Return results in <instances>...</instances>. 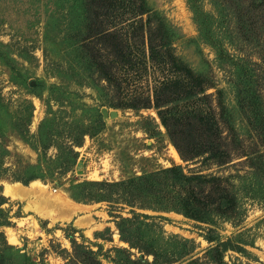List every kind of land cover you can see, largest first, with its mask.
<instances>
[{
  "label": "rangeland",
  "instance_id": "obj_1",
  "mask_svg": "<svg viewBox=\"0 0 264 264\" xmlns=\"http://www.w3.org/2000/svg\"><path fill=\"white\" fill-rule=\"evenodd\" d=\"M132 5L154 28L165 25L170 74L180 62L203 82L201 101L229 151L253 154L177 159L157 110L129 107L143 105L138 95L153 99L164 75L147 49L130 56L135 65L113 59L103 34L132 21ZM103 59L125 88L101 78ZM173 165L226 177L235 206L199 221L172 207L181 195L168 181L136 190L128 182ZM35 181L68 207L45 216L5 192ZM121 217L138 247L121 237ZM0 255L5 264H264V0H0Z\"/></svg>",
  "mask_w": 264,
  "mask_h": 264
},
{
  "label": "trees",
  "instance_id": "obj_2",
  "mask_svg": "<svg viewBox=\"0 0 264 264\" xmlns=\"http://www.w3.org/2000/svg\"><path fill=\"white\" fill-rule=\"evenodd\" d=\"M131 7L134 12H137L133 16L132 21L128 20L126 24L120 25L122 24L121 22H124L123 19L120 18L118 24L123 27H120L117 34L116 31H109V29H107V33H104L105 35L103 34V37L111 36L109 41L112 42L113 59H119L120 62L122 60L121 63L124 61H131V63L135 65V63L132 62L134 58L130 56H133L134 52L142 56L147 49L148 58L153 64L155 63L156 67L161 73L163 72L164 75H161V80L156 79L155 81L153 99H151L149 95L145 97L143 95H138L133 98V100L144 98L143 105L139 106L132 102L129 107L148 108L153 106L157 110L158 117L175 145L179 156L185 161L194 159L197 156H204L205 158L217 159L218 164H225L231 162L234 156L240 157L241 154L246 156L253 154V151H246V154L229 151L227 145L223 142V140L229 138V135L226 136L222 134L224 130L219 124V119H216L215 115L210 112L207 103L204 102L207 99V95L205 94L203 82L199 80L197 76L193 75L190 68L184 66L180 62L176 65L175 75L172 76L170 74L171 69L169 70L168 66L173 64L176 58L171 53L172 46L168 40L165 25L159 23V26L154 28V25L151 24L152 16L149 15L144 19L143 16L146 13L144 8L135 7L133 5ZM125 27H127V29L131 28L132 35L127 31H121L124 30ZM138 27H143L145 30H140ZM98 30V32H95L96 34L104 31L101 30V27ZM124 39L131 40L136 47L139 45L140 47H128L129 43H123ZM105 44L104 42V45ZM112 60L103 59V61H99L96 65L97 70L101 78L105 79L111 86L125 88L122 86L121 81H118L116 76L114 77L115 72L112 71L114 69V61ZM137 68L144 70V64L142 63ZM126 90L129 89L126 88ZM126 97H128V95ZM195 99L200 101L196 105ZM202 99L205 100L201 101ZM184 109L189 110L188 113H184ZM158 178H161L160 183L162 184H158L159 189L165 187L163 184H165L164 180H166L168 181L167 184L181 195L180 201H176L179 203H173L174 206L172 207L175 209L179 208L183 214L195 220L208 221V216L212 211L225 212L229 210L228 208L231 206H235L237 199L236 192H230V190H228L227 186H230L227 183L226 177L203 173L186 174L183 172L180 165L167 167L161 172L139 176L128 182L136 183L134 187L136 190L141 187L151 186L152 182H154L153 185H157ZM146 184L147 186H145ZM230 188H232V186ZM146 189L147 188L144 189L145 193L147 192ZM152 193L154 192L151 191V194ZM163 196L164 195H162V197ZM141 198L142 201L141 204L138 205L139 207L145 206V195H142ZM136 215L143 217L148 216L144 213H136ZM130 221V218L121 217V223H118L119 232L121 237L129 242L131 246L138 247L137 244L124 236L126 224ZM72 245L73 251L79 256L81 245L74 242ZM10 248L12 247L5 245L3 251L4 249L9 250ZM213 250L217 251V248L214 247ZM148 252L150 253V251ZM88 253L91 254L92 252ZM0 260V264H5L8 258L0 255ZM68 262L67 264H78L75 258L70 259ZM95 263H99V261Z\"/></svg>",
  "mask_w": 264,
  "mask_h": 264
},
{
  "label": "bare ground",
  "instance_id": "obj_3",
  "mask_svg": "<svg viewBox=\"0 0 264 264\" xmlns=\"http://www.w3.org/2000/svg\"><path fill=\"white\" fill-rule=\"evenodd\" d=\"M173 151L175 157L177 159H180L174 147H173ZM5 192L6 193L10 192L11 194L14 195V197H18L20 199H31V201L33 200V202L35 203L34 205L35 210L39 213H44L45 216L46 215L53 216V214H56L57 209L64 208L66 204L60 200L51 198L46 190V187L41 185L40 182L38 181L33 182L29 187H25L20 184H15V185L6 184ZM66 207H68L67 204ZM11 240L14 243L18 239L12 238Z\"/></svg>",
  "mask_w": 264,
  "mask_h": 264
},
{
  "label": "water",
  "instance_id": "obj_4",
  "mask_svg": "<svg viewBox=\"0 0 264 264\" xmlns=\"http://www.w3.org/2000/svg\"><path fill=\"white\" fill-rule=\"evenodd\" d=\"M102 111H103V112L106 111V108H102ZM114 112H115V111H110V115H115Z\"/></svg>",
  "mask_w": 264,
  "mask_h": 264
}]
</instances>
